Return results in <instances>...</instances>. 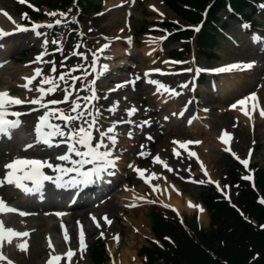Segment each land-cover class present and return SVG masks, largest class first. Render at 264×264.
<instances>
[{"label":"rangeland","instance_id":"rangeland-1","mask_svg":"<svg viewBox=\"0 0 264 264\" xmlns=\"http://www.w3.org/2000/svg\"><path fill=\"white\" fill-rule=\"evenodd\" d=\"M62 0H26V3L21 4L19 0H0V18L4 17V13L12 16L13 19H23L25 11H28V6L32 3L33 9L39 7V4H55L56 2L61 3ZM65 1V0H64ZM88 0H76L74 3H70L68 8V13L66 18L50 17L47 13L46 8L43 10L46 12L47 19L46 22L52 23L55 19H62V23L66 22H77L78 30L76 35L68 34L67 37L75 36L76 38H64L63 43L59 47L65 45L66 53L61 55V58H54V56H49L47 54L43 55L44 61H54L58 72H67L69 69L74 68L78 65H82L83 68H87L91 72V68H88L91 65L93 60V53H98V50L105 44L111 43L113 37L111 33L118 29V26L121 24L128 25L129 33L133 34V38L130 43L121 42V47L128 50V56H125L126 59H131L133 66L131 69L128 67H123L116 72H112L106 78V80L99 81L102 87L110 82L111 86L108 89H103L100 87L101 93L100 99L95 101L96 107L100 110V116L98 117V126L101 127V130H105L107 124L105 123L109 119V109L113 107L111 104L112 98H117L119 96L125 95L124 93H114L109 90L115 87L117 84L124 83L129 81L137 76L140 77L141 72H151L152 80L163 81L161 78L166 75H172L176 70L188 71L189 74L185 78H181V83L189 82L188 94L186 98L190 104L187 105L189 110L195 111L196 114L190 115L184 120V123L176 121L180 124L182 134L169 135L166 134H155L153 141L149 145V150L151 151V156L146 158V166L142 169H147L145 173L146 178L149 177L151 173H154L153 158L158 154L162 160L166 161L169 167L173 169L172 172L167 171L164 167L161 171L156 170V174L160 179L167 181L171 184L177 194L183 198H193L201 190V186L205 183H209V177L213 181V184L219 185V189L223 191L225 195L230 196L231 188L228 185L229 174L232 170V162L229 158V155L232 158L238 156L240 159H249V165L258 166L264 169V117H261L259 113L254 114V118L251 120L246 117L243 112L240 110V107L233 109L232 105L236 104L239 100L250 96L255 93L259 98V106L257 109L264 108V52L259 53L252 49L251 44L246 42L243 31V24H247L248 19L251 18L252 9H248L244 14V18H240V24L238 22L230 20L228 14L224 11L220 12L218 17L223 21L222 30L224 36L222 35L219 39L221 45L217 46L213 51L207 50L204 52L200 58H198L196 51L197 46L194 41L190 45V53L179 52L185 48V40H176L174 37L171 38V33H174L178 29L181 30L184 24H190L184 19L173 12L163 0H118L113 4H109L110 0H95V7L88 12L81 13V2ZM158 2L161 3V10L155 11L152 8V4ZM57 4V5H59ZM99 5V6H98ZM258 13L252 16L251 21H257V27H259V36L252 34L253 32L247 27V30L250 31L249 36L252 35L253 40L260 41L261 51H264V0L257 5ZM30 11V10H29ZM99 11V12H98ZM62 13V12H60ZM163 13V15H161ZM28 17V22L31 24L33 18ZM247 20V21H246ZM249 20V21H250ZM246 21V22H245ZM113 23L115 25H113ZM173 23L174 27L169 29L165 24ZM37 24H41L38 22ZM252 24V23H251ZM228 27V28H226ZM55 27L41 28L40 32L44 35H41L37 41H33L31 35H22L16 40H5L2 41L1 47L3 52H0V65L4 71V84L0 86V91H7L9 87L17 83L19 78L25 79L30 72H32L31 66L33 61H37L36 58L41 56L45 52L44 40L47 39V52L50 49L52 43L49 35L53 32ZM231 34L232 39L236 38V41H232L227 35ZM225 37L228 40L224 39ZM248 38V37H247ZM41 40V41H39ZM250 41V40H249ZM23 43L22 46H17V43ZM104 43V44H103ZM16 44V45H15ZM120 45V44H119ZM34 46V47H33ZM254 46V45H253ZM28 47H33L34 52H27L23 54V51L28 49ZM14 48V49H12ZM77 48L79 52L83 53L87 60H84L80 56H74L72 53ZM148 48V51L151 53L154 52V56L151 59H146L143 57L142 50ZM174 51V52H173ZM178 51V52H177ZM172 53H176L178 56L183 54V57L180 60L172 61ZM207 53V55H206ZM176 55V56H177ZM66 57V58H65ZM12 59V60H11ZM144 59L146 63L141 64L139 61ZM168 62H178V63H165ZM65 65L64 67L61 64ZM38 65L36 68H43V73L45 75H51L50 63L46 62H37ZM254 64V67L251 69H237L231 72L219 73L213 71L214 69L225 67L232 64ZM107 64V62H106ZM145 70H144V69ZM153 69H160L161 72L165 73L161 75L160 73L152 72ZM213 69V70H212ZM203 70V71H198ZM132 73L134 76L130 79L120 80L118 82L111 81L112 79H117L118 73ZM81 73L83 76V71L73 72L72 75ZM142 76V75H141ZM95 78V73L91 76H88L82 81H77L79 86V95L81 97L89 95L87 91L81 90L87 88L89 81ZM179 79V78H176ZM64 87L65 85H63ZM77 86V87H78ZM77 89V88H76ZM225 89L224 92L221 90ZM35 93V91H33ZM143 98L147 97V102L152 105L154 110H157V104L155 102V97L158 95L153 89H147L146 91H141ZM36 94V93H35ZM63 91L58 90L57 93L50 99H62ZM194 94V95H193ZM178 96V95H177ZM172 97V100L166 102V98L159 101L160 104H164L161 107V111H168L172 107H175L177 101L176 97ZM75 99V94L73 95ZM174 99V100H173ZM83 103V101H81ZM251 103V102H250ZM67 109L68 107H64ZM162 112H158L161 115H164ZM125 119L127 115L123 114ZM121 120V121H123ZM141 120H147L141 117ZM133 123L136 122V119H132ZM175 122V123H176ZM62 123V122H61ZM160 123V120L159 122ZM161 125V124H159ZM164 129V128H163ZM227 131L232 139L225 144L222 142L221 137L223 133ZM127 134L131 131L126 130ZM153 133V132H152ZM155 133V132H154ZM95 136L99 138V133H96ZM173 141H199L200 143L189 144L192 148V151L195 152L198 156L197 159H194L189 156H185L186 159L182 157H177L174 155V149L177 152H185L184 149L179 148L178 145L174 144ZM16 147H21L19 141H16ZM203 142V143H201ZM7 147V146H6ZM0 141V153L6 152L8 149ZM226 148H230L231 151H226ZM249 152H251V157L249 158ZM233 153L236 155L234 156ZM5 159V158H3ZM237 159V158H236ZM238 160V159H237ZM240 161V160H238ZM5 165L6 162H3ZM128 163L124 165V162L117 164V167L114 169L118 173V177L122 178L121 182L118 185L117 189V199L116 204H119V198H122L124 193H133L139 196H143V193L140 188L144 187L145 195L147 196L146 201L138 202L133 201V205H136L135 208H126L123 212L121 208L109 214L113 216L117 214L121 216V222L124 225H128L126 220H130V216H135L136 222L141 226V231L137 232L134 235V239L130 241V238L127 235L124 237L126 245L119 248L120 250L115 254H111V249L113 247L114 236L119 235L117 230H107L102 232L94 233L88 241V247L84 252L83 258H80L79 252L77 256L73 259V264H94L90 260V249L92 248L93 243L96 240L105 243V249L110 258V264H144L145 259L139 255V251L142 247L147 246L149 240H154L155 236L152 233L153 223L150 219V213L154 210L153 207L164 209L163 206L159 203L161 196H155L151 189L148 188L145 184L144 179H141L134 169L130 170ZM203 165V167H201ZM207 170L208 176L204 175V171ZM203 180L204 183H199ZM130 182L131 187L126 188V184ZM160 182L159 184H162ZM227 183V184H226ZM212 184V183H211ZM122 192V193H121ZM124 199V198H123ZM149 201H155V203H150ZM122 203V202H121ZM125 203V202H123ZM122 203V204H123ZM126 205H129L125 203ZM132 209L131 211H129ZM102 212H104L102 210ZM101 212V213H102ZM100 213V212H97ZM195 212H185L186 215H194ZM248 214V213H247ZM96 222H99L103 227L105 222L100 220L98 215L96 216ZM123 217V219H122ZM111 220V217H108ZM126 219V220H125ZM8 221V219L6 220ZM9 226L14 230L21 231L24 230L25 226H34L39 224V221H16L10 220ZM202 226L207 229H210L209 222H199ZM47 224H55L54 221H48ZM252 224L255 227L264 228V225L258 224V222L253 221ZM19 226V228L17 227ZM66 229L68 227H65ZM64 228V229H65ZM44 229H41V231ZM131 232L133 231L130 229ZM70 235V229H67ZM107 234H110L108 236ZM131 233L128 232V235ZM50 236L57 242H59V234L51 233ZM99 237V238H98ZM62 236H60V239ZM79 236L75 237V240L78 241ZM230 244V243H229ZM243 246L241 251L244 253L245 257L234 264H264V243L259 242L255 239L249 242L244 239L242 241ZM212 245H216L220 250L226 248L228 245L224 242H215ZM74 246V245H73ZM61 250V247H60ZM75 250L76 247H75ZM220 252V251H219ZM11 254H14L13 250H10ZM113 255V256H112ZM46 254L38 253L34 249H31L29 252H21L17 255V258L21 260L24 264H42ZM245 260V261H243ZM66 264V261H65Z\"/></svg>","mask_w":264,"mask_h":264},{"label":"snow or ice","instance_id":"snow-or-ice-1","mask_svg":"<svg viewBox=\"0 0 264 264\" xmlns=\"http://www.w3.org/2000/svg\"><path fill=\"white\" fill-rule=\"evenodd\" d=\"M21 4L26 3V0H19ZM31 6V5H29ZM38 10V9H37ZM4 15L15 24V30L19 32H27L29 30L35 32L37 36L44 35L38 29L41 28H53L54 25H61L62 19H55L54 24H34L31 29L23 27L18 24L13 18L4 13ZM50 17H61L66 18L65 13H56L50 12L47 13ZM163 15V13H161ZM23 19L27 20V14H24ZM197 27L195 31H199ZM11 32L5 31L0 28V38L11 35ZM52 43L57 45V49L62 51V48L59 47L57 40H52ZM47 39L44 40L45 53L36 58L37 62H46L52 65L51 75H45L42 69L37 68L32 77H26V83L21 85V87L27 89L29 92L35 91L38 93V96L33 99H21L19 97L11 95L8 91H0V137H8L11 139L13 130H16L21 127L22 121L20 117L25 113L20 111H12L15 106H22L25 104L36 105L38 108L33 109V111L43 109V114L39 116L38 123L35 126L36 142L45 144L49 147H59L61 143L67 145V151L65 154H59L54 157L55 161L60 163H53L51 158L49 159H37V158H14L9 163L4 165L6 173L2 179H0V187H3L5 184L14 185L17 189L31 194L40 192L45 182H51L57 187H71L78 185H88L94 182V178H102V174L109 173L110 169H115L117 167V161L119 160L118 155H114V148L118 143V133L116 132V125L118 123H127L132 124L133 121L123 120L113 123L106 130H101L98 126V117L100 116V110L96 107L95 101L99 100L100 97L97 95L96 81L106 72L109 71L108 64H100V55L105 52L109 45H103L98 53H93V60L91 65V72L87 68H83L82 65H78L74 68L69 69L67 72H62L58 76L56 63L54 61H44L43 55L47 54ZM74 56H80L84 60H87V57L79 52L74 51L72 53ZM165 63H178V62H168ZM62 67L65 65L61 64ZM254 67V64H232L225 67H220L214 69L213 71L219 73L231 72L237 69H251ZM83 71V76H74L73 72ZM152 72L160 73L161 75L165 74L161 72L160 69H153ZM203 71V70H198ZM95 73V78L89 81L87 88L81 89L87 91L89 95L81 97L79 91L76 89V82L86 79L88 76ZM151 72H146L145 76H149ZM39 78V85L33 89L31 85L35 80ZM139 79V77H137ZM65 85L62 87V83ZM149 84L155 85L157 92L160 94L168 93L172 96H177L180 93L176 92L174 89L169 88L165 84L157 80H148ZM127 84H135V81H125L124 83L117 84L115 88L110 89V91H117ZM182 87H188L187 84L182 85ZM58 90L63 91L62 99H46V97L55 95ZM75 94V99L73 95ZM83 101V103L81 102ZM251 102V111L248 110L249 104ZM67 104L68 108L59 107L60 105ZM118 106V102L112 108L109 109L111 112H115ZM240 107V110L243 114L248 117L250 120L253 118V113L256 112L259 106V98L253 93L248 97H245L239 100L236 104L232 105V108L235 109ZM138 109L136 107H131L127 110V115L132 117L136 114ZM175 115V113H174ZM182 115V113H181ZM259 115L264 117V108H261ZM13 117L14 119H10ZM56 121L62 122L58 123ZM144 123H148L145 121ZM94 132L99 133V138L97 139L94 136ZM131 135V133H129ZM59 138V140H57ZM149 140L152 139L151 136L148 137ZM232 139L231 135L225 131L221 140L223 143L228 144ZM108 141V143L105 142ZM54 141L56 142L54 144ZM174 144L178 145L179 148L188 151V145L193 143H200L199 141H173ZM32 144L26 145L25 150L32 148ZM143 147V146H142ZM226 151H231L230 148H226ZM141 156L150 155V153L140 152ZM174 155L179 157L180 153L174 149ZM190 157L196 156L195 152H188ZM235 156L236 154L233 153ZM73 157H77L75 159ZM251 157V152H249V158ZM240 163L244 165L245 168L249 166V159H240L236 156ZM153 163L162 165L167 171L172 172L173 169L169 167L166 161L162 160L161 157L157 154L153 158ZM70 165V166H66ZM91 165L92 167L89 170H85V166ZM133 167V165H129ZM203 167V165H201ZM45 169L51 170L55 175H49L45 172ZM134 171L137 172L141 179H144L145 183H148L154 192L160 191L159 187L151 184L152 179H160L156 173H151L149 177L146 178L145 173L147 169H142L135 167ZM204 175L208 176L207 170L204 171ZM67 177V179H65ZM244 179L250 180L251 176H245ZM209 183H213L209 177ZM199 183H204L203 180ZM29 184L32 187H29ZM217 187L219 185L217 184ZM138 199H145V197H138ZM150 203H155V201H149ZM264 203V201H262ZM135 206V205H132ZM167 207V205H165ZM190 207H195L189 203ZM18 210L16 208L10 207L2 198H0V214L6 213H16ZM203 212V209H200ZM20 216H28L30 213L20 211ZM57 216L63 217L66 213L58 212ZM93 221H96V217H92ZM103 220L108 225H111L112 221L108 219L107 216L103 217ZM100 223L96 222V227H100ZM63 227V225H62ZM103 235V233H101ZM30 233L28 231H16L13 228L6 227L3 220H0V262H7V264H13V261L8 258L7 255L3 252V247L5 243L11 245L14 239H19L22 242L17 244L18 249L21 252H28L29 243L28 239ZM65 242L70 241V236L67 229H64L63 234ZM114 239L119 243V236H115ZM48 247L51 249L49 253V259L46 264H61L62 260L66 261V264H73V257L77 255V250H73L71 247L63 254H56V249L52 243L51 238L48 240ZM87 249V243L85 238V232L83 226H80L79 230V254L80 258H83L84 252Z\"/></svg>","mask_w":264,"mask_h":264},{"label":"bare ground","instance_id":"bare-ground-1","mask_svg":"<svg viewBox=\"0 0 264 264\" xmlns=\"http://www.w3.org/2000/svg\"><path fill=\"white\" fill-rule=\"evenodd\" d=\"M118 0H110L109 4H113L115 2H117ZM152 8L155 9L156 11H160L161 10V3L159 4L158 2H155L152 4ZM18 23V22H17ZM113 25H115L113 23ZM128 25L121 24L118 26V29H116V31L112 32L111 35L112 37H116L118 38L115 42V44H111L109 45V47L105 50V52L103 54H100V60L101 61H108L107 64L109 65V71L104 73L101 77L104 78V76H107L108 73L110 72H116V70H118L119 68L123 67V66H128L131 67L132 62L128 59H124L123 57L126 56L127 54L125 53V48L121 47L120 41H118L119 39H128L129 38V29H128ZM0 28H2L5 31L11 32V35H15L17 33V31L15 30V24L12 23V21L9 20H5L4 18H0ZM5 38V37H3ZM120 44V45H119ZM143 53V57L146 59H151V57L154 56V52L152 51L151 53L148 51V48H145L142 50ZM139 63L144 64L146 63L144 59H141L139 61ZM144 69V68H143ZM35 71L33 72V74L29 75L28 77H32L34 75ZM119 75V80H125L126 78L131 77L130 73H118ZM1 76V75H0ZM2 77V76H1ZM150 77L145 78V82L144 85H141L140 87V83L139 80L136 82L135 85H130V86H125L117 91H113L114 93H119V92H123V91H127L130 92L129 95L127 97H117V98H112L111 99V104L116 105L118 102V106L116 108L115 112H109V119L108 121H106L105 123L107 124L105 130L110 127L113 123L119 121L121 118H123V114H127V110L130 109L131 107H136L138 109V111L136 112L135 115H133L132 117H137L138 115L142 116H146L147 118H149L150 116H154L156 115V118L154 121H149L147 123L148 126H146L147 129H153L156 127L155 122L157 120H161L163 125H167V128L169 130V134L172 135H177V134H182L181 128L177 125H171L170 123L173 122L174 117L178 114L182 116H187L189 115L188 109L184 110L183 108H180L177 106L172 107L170 110L166 111L165 113H163L164 115L159 114L158 112H156L155 114L151 115V113H153V108H151V111H147L144 112V110L140 107L135 105L134 101L135 100H139L140 98L143 100V103H146L147 100L146 98H143L142 93H140L139 91L141 90H146L149 88H152V84L148 83ZM117 81V82H118ZM5 81H3L2 78H0V85H3ZM26 80L23 78H19L17 80V83L12 85L7 91L11 94V95H16L17 97L21 98V99H33L36 98V96H38L37 92H29L27 89L21 87V85L25 84ZM169 83L172 84L173 86H171L172 88H175L176 92H180L183 89H186L185 87H182L180 85H178V83L176 81L173 80H169ZM39 84V79L37 78V80H35L33 82V84L31 85V87L33 89H35ZM110 86V85H109ZM108 86V87H109ZM168 86H170L168 84ZM115 88V87H114ZM155 90V89H154ZM110 91V90H109ZM225 89L221 90V92H224ZM112 92V91H110ZM156 94L158 95L155 99V102L158 104L160 100L166 98L167 101L169 102L171 100V95H162L159 92L156 91ZM187 93H185L184 95H182L179 99H178V103L184 104L186 101H184V98L186 96ZM49 97V96H48ZM46 97V98H48ZM162 106H164V104H159L157 105L158 109L161 108ZM38 108V106L36 105H30V104H25L22 106H15L13 107L12 111H20L22 113H25L24 115H22L20 117L22 124H23V129L27 130V131H35V126L38 123V118L40 115L43 114V109H39L36 111H33V109ZM248 110L251 111V103L249 104ZM257 111L255 113H253V118H254V114H256L257 116ZM175 113V115H174ZM181 116V117H182ZM10 119H14L13 117H9ZM121 123H118L116 125V132L118 133V143L115 146V150H114V155H118L119 156V160L117 161L118 164L122 163V161L124 162V165L128 164L129 162H133L134 163V167H139V168H143L146 166V162L143 163L144 160H146L145 158H149L150 155L145 156H141L140 152L143 151L145 153H150V150H148V145L149 142H145L143 143L141 140H139L138 138L135 137H127L125 136L126 132H125V128H119ZM131 126V125H130ZM20 129L18 128L16 130H13L12 132V137H11V143L10 146L7 148L8 151L6 152H1L0 153V163L2 161H8L10 162L11 160H13L14 158H51L53 163H60L59 161H55V159L53 158V154L51 152L48 151V149L43 150L42 152L38 151L39 149V143H37L34 139H25L23 140V142L25 143V146L21 149H17L15 148V146H13V142L12 140L18 139L19 137V133H20ZM131 129H133L135 135L139 136V137H143L142 133L139 132L140 128H138L135 125L131 126ZM145 136V135H144ZM148 138V137H147ZM130 139H132V141H130ZM143 139V138H142ZM150 141V140H148ZM106 143H108V141L106 140ZM28 144H32L33 147L30 149L25 150L26 145ZM143 146V147H142ZM128 147H132L133 149H129ZM59 150H62L64 148V145H60ZM119 148H122L121 150H118ZM117 149V150H116ZM193 152L192 149L190 148V146H188V151L186 152L188 154V152ZM183 157H185V152H182ZM196 156H194L193 158H195ZM5 158V159H3ZM142 161V162H141ZM90 165L85 166V170L89 167ZM163 168L162 165L160 164H156L154 166V173L156 172V170L161 171ZM47 170V169H45ZM51 172V170H50ZM6 173V169L4 168V166H2L0 164V179H2L4 177ZM52 173V172H51ZM53 175H55L54 173H52ZM158 176V175H157ZM67 179V177H66ZM162 184H159L160 182H163ZM151 184L152 185H156L159 187L160 191L158 192H154L152 190V192L154 193L155 196H161L162 199H160V203L163 207H166L165 205H167V207L172 208L173 210H175L178 213H181L183 211H187L189 213L192 212H198L199 215V219L200 221H208V215L207 212L205 211L204 207L201 206L200 204L195 203L194 201L190 200L189 198H183L182 196L177 194V191H175V189L172 187L171 184L167 183V181L162 180V179H152L151 180ZM130 187V183H127L126 188ZM139 190H141V192L144 195V187L140 188ZM21 190L17 189L14 185H7L5 184L3 187H0V198H2L6 203H8V205H14L15 207L19 208V209H27L28 213H30V215L28 216H20L19 214H14L15 217H13V220L15 219H19L21 218L22 220H29V221H39V224H35V226H25L23 231H28L30 233V237L27 238L28 239V243H29V250L34 249L36 252L38 253H44V254H48L51 252V249L48 247V240H49V236H47V234L49 233H60L61 232V227L63 226H71V232H72V240L73 237L77 235V233H79L78 229H76L77 224L80 223H84V225H88L89 224V228L84 229L86 232V238L91 237L93 233H96L98 231H105L107 230V227L109 228V230H117L119 233V243L114 242L113 247H112V251L111 253L113 255H115L124 245H126V242L124 241V237L127 235V237L130 238V241L133 240L135 237L134 235L137 232L141 231V226L138 224V222L135 224L136 222V218L135 216H130V220H126L128 225H124L121 222V216H118L117 214L113 215V222L115 221L114 224H111L110 226L104 225L103 227H96V225L93 222V219L91 217V214L93 212L99 211V215L98 217L102 218L103 215L106 214H113L114 211L119 210L121 208V210L124 212L125 209H122L124 203H127L129 205H127V207L133 205V201H138V202H142V201H146L145 199H138V197H143V196H139L136 193H124L122 194V198H119V201L122 202L120 204H116V199L117 197L111 193L107 194L103 199H101V201H95L90 203L89 205H74L71 209H68L67 211L68 216L67 218H61L59 216L56 215V213L58 212H65V210H57V208L61 209L60 207H55L52 204H48L46 203V205H36L35 208L32 207V205H28V203H26V201L24 200L25 197H23V199L20 198L19 192ZM113 193V191H112ZM122 193V192H121ZM144 197H146L144 195ZM124 198V199H123ZM189 203H191L192 205H194L195 207H190ZM203 209V212L200 211V209ZM51 210H57L56 212L51 213ZM102 210L104 212H102ZM132 209H130L129 211H131ZM102 212V213H101ZM123 219V217H122ZM2 220V219H1ZM48 221H55L57 223L49 225L47 224ZM4 222V221H3ZM5 226L7 227V224L4 222ZM41 229H44V231ZM132 229L133 231L131 232ZM128 232L131 233L130 235H128ZM108 236H110V234H107ZM22 241L19 239H14L13 243L11 245H8L7 243H5L4 247H3V252H5L7 250V248H15V254H20V250L17 247L18 243H21ZM31 242V243H30ZM55 249H56V245L54 243V241H52ZM64 243H66L64 241ZM59 247V246H58ZM11 250V249H10ZM28 250V251H29ZM49 259V258H48ZM47 261L44 262V264H46Z\"/></svg>","mask_w":264,"mask_h":264},{"label":"trees","instance_id":"trees-1","mask_svg":"<svg viewBox=\"0 0 264 264\" xmlns=\"http://www.w3.org/2000/svg\"><path fill=\"white\" fill-rule=\"evenodd\" d=\"M174 10L179 13H185L192 20L201 18L200 12L211 0H166ZM233 6L239 7L244 0H231ZM179 2L194 7L195 11L181 9ZM224 6V0H217L213 9ZM210 11V17L202 34L201 40L212 41L218 33V29L213 25L211 20L215 19L216 11ZM258 185L262 187V195L264 198V172L258 174ZM234 183L239 181L236 175L233 176ZM211 212L213 225H217V229L210 233L198 231L193 224L190 225L194 231L195 238H191L185 231L178 226L175 220L168 221L161 214L153 215V225L156 236L160 238L166 247L162 249L151 243L150 247H144L141 254L148 259L146 264H161L160 259L164 260V264H234L245 257L241 251L242 241L246 239L261 241L264 243V228L255 227L250 220H255L260 225H264V204L258 202L256 194L250 187H242L238 193L239 203L244 206L247 214L243 217L237 210L229 207L226 201L221 200L220 195L215 189L207 188L198 196ZM170 236L173 242H168L164 236ZM215 242H224L228 244L225 249L220 250ZM230 243V244H229ZM220 251V252H219ZM94 261L98 264H106L104 252L99 251L94 254ZM245 261V260H243ZM258 264V263H252Z\"/></svg>","mask_w":264,"mask_h":264}]
</instances>
